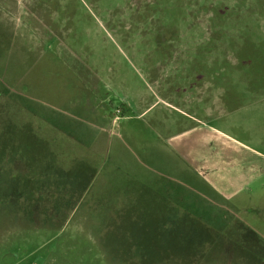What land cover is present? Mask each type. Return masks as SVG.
I'll return each instance as SVG.
<instances>
[{"label": "rangeland", "instance_id": "1", "mask_svg": "<svg viewBox=\"0 0 264 264\" xmlns=\"http://www.w3.org/2000/svg\"><path fill=\"white\" fill-rule=\"evenodd\" d=\"M0 264H264V0H0Z\"/></svg>", "mask_w": 264, "mask_h": 264}, {"label": "crops", "instance_id": "2", "mask_svg": "<svg viewBox=\"0 0 264 264\" xmlns=\"http://www.w3.org/2000/svg\"><path fill=\"white\" fill-rule=\"evenodd\" d=\"M118 119V118H117ZM229 196V195H227ZM150 203H156L161 207H155L152 209L154 210V216L152 214L151 218H155L157 216H160V218H165L166 217V213H170L168 212V210H172L171 213H174V215H176L179 213V207H177V205H173L171 200H168L167 198H165L162 195H156L155 198H153L152 200L149 201ZM174 203V201H173Z\"/></svg>", "mask_w": 264, "mask_h": 264}]
</instances>
